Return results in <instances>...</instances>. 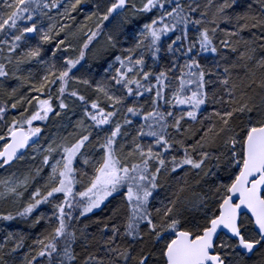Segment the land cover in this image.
<instances>
[{
	"label": "snow or ice",
	"instance_id": "1",
	"mask_svg": "<svg viewBox=\"0 0 264 264\" xmlns=\"http://www.w3.org/2000/svg\"><path fill=\"white\" fill-rule=\"evenodd\" d=\"M0 264H264V0H0Z\"/></svg>",
	"mask_w": 264,
	"mask_h": 264
},
{
	"label": "rangeland",
	"instance_id": "2",
	"mask_svg": "<svg viewBox=\"0 0 264 264\" xmlns=\"http://www.w3.org/2000/svg\"><path fill=\"white\" fill-rule=\"evenodd\" d=\"M12 227H21V225L13 224Z\"/></svg>",
	"mask_w": 264,
	"mask_h": 264
},
{
	"label": "trees",
	"instance_id": "3",
	"mask_svg": "<svg viewBox=\"0 0 264 264\" xmlns=\"http://www.w3.org/2000/svg\"><path fill=\"white\" fill-rule=\"evenodd\" d=\"M98 215H102V214L98 212ZM21 227H22V225H21Z\"/></svg>",
	"mask_w": 264,
	"mask_h": 264
}]
</instances>
